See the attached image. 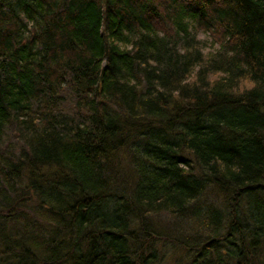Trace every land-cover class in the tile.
Returning a JSON list of instances; mask_svg holds the SVG:
<instances>
[{"label":"trees","instance_id":"1","mask_svg":"<svg viewBox=\"0 0 264 264\" xmlns=\"http://www.w3.org/2000/svg\"><path fill=\"white\" fill-rule=\"evenodd\" d=\"M0 264H264V0H0Z\"/></svg>","mask_w":264,"mask_h":264},{"label":"rangeland","instance_id":"2","mask_svg":"<svg viewBox=\"0 0 264 264\" xmlns=\"http://www.w3.org/2000/svg\"><path fill=\"white\" fill-rule=\"evenodd\" d=\"M199 39L204 42L203 47L206 49V52H211L213 48L217 49V46L213 45V41L211 40L208 34H200Z\"/></svg>","mask_w":264,"mask_h":264}]
</instances>
